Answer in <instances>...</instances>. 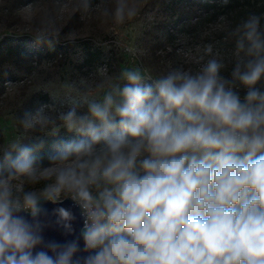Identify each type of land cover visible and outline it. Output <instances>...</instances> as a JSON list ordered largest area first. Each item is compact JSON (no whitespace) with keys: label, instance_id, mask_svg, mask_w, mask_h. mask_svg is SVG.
Returning <instances> with one entry per match:
<instances>
[{"label":"clouds","instance_id":"obj_1","mask_svg":"<svg viewBox=\"0 0 264 264\" xmlns=\"http://www.w3.org/2000/svg\"><path fill=\"white\" fill-rule=\"evenodd\" d=\"M136 14L117 0L118 20ZM262 21L229 33V75L207 45L195 70L101 69L26 110L0 148V264H264Z\"/></svg>","mask_w":264,"mask_h":264},{"label":"rangeland","instance_id":"obj_2","mask_svg":"<svg viewBox=\"0 0 264 264\" xmlns=\"http://www.w3.org/2000/svg\"><path fill=\"white\" fill-rule=\"evenodd\" d=\"M205 1L128 0L137 14L120 21L117 0H0V148L21 134L26 110L43 102L60 106L66 85L98 81L101 69L110 76L125 67L153 75L169 67L195 70L212 45L229 75V33L251 14L264 17V0L211 9Z\"/></svg>","mask_w":264,"mask_h":264},{"label":"water","instance_id":"obj_3","mask_svg":"<svg viewBox=\"0 0 264 264\" xmlns=\"http://www.w3.org/2000/svg\"><path fill=\"white\" fill-rule=\"evenodd\" d=\"M45 206L49 209V211H51V209L55 207V205H52L50 203L46 204ZM61 206L71 209L73 213L76 215L77 219L73 222V226L75 228L76 234H78L80 228L82 227V220L80 219L79 208L75 207L71 200H65L63 202V205ZM44 237L46 240H54V241L63 243L66 240L74 239L75 235H65L61 229L57 227H50L45 230ZM81 248H83L82 240H81ZM78 255H86V254L81 252V253H78Z\"/></svg>","mask_w":264,"mask_h":264},{"label":"trees","instance_id":"obj_4","mask_svg":"<svg viewBox=\"0 0 264 264\" xmlns=\"http://www.w3.org/2000/svg\"><path fill=\"white\" fill-rule=\"evenodd\" d=\"M241 1L242 0H207L205 1L204 5L206 6L207 9L226 7V6L236 7L237 5H239ZM45 43L47 44V42ZM97 57H98V54H97ZM95 59L96 57H94L93 53H91L90 56L87 57V60H89L90 62H93ZM50 150H51V143L47 144L42 154L46 155Z\"/></svg>","mask_w":264,"mask_h":264}]
</instances>
